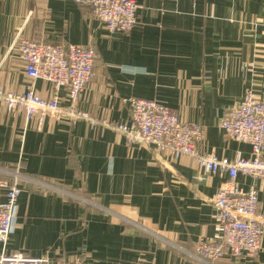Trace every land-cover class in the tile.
Segmentation results:
<instances>
[{
	"label": "crops",
	"instance_id": "obj_1",
	"mask_svg": "<svg viewBox=\"0 0 264 264\" xmlns=\"http://www.w3.org/2000/svg\"><path fill=\"white\" fill-rule=\"evenodd\" d=\"M134 1L137 24L111 35L73 0H0V89L20 93L29 85L15 50L23 39L91 47L98 59L77 108L92 121L126 123L128 99L153 100L202 127L200 152L250 158V146L230 141L219 125L247 92L264 96V0ZM34 91L42 99L53 94L43 80ZM58 98L67 109V91ZM17 165L89 203L20 185L8 253L84 264H199L182 250L220 236L213 201L228 175L196 182L193 158L159 155L82 121L40 125L0 105V167ZM235 182L258 190L261 249L255 259L224 256L215 264H264V180L239 173Z\"/></svg>",
	"mask_w": 264,
	"mask_h": 264
},
{
	"label": "built area",
	"instance_id": "obj_2",
	"mask_svg": "<svg viewBox=\"0 0 264 264\" xmlns=\"http://www.w3.org/2000/svg\"><path fill=\"white\" fill-rule=\"evenodd\" d=\"M73 1L89 8L111 35L130 32L137 24L139 6L134 0ZM15 50L25 65L29 85L20 93L0 89V105L7 112L22 111L26 121L36 118L40 125L45 118L82 121L109 129L124 136L130 143L152 147L159 155L166 154L175 160L193 158L199 169L194 180L199 183L207 177L226 173L228 179L221 183L213 201L220 236L215 240L200 239L193 252L181 250L199 264H215L224 256L235 260L258 257L263 228L258 219V190L252 185L244 191L235 180L239 173L264 180V96L258 99L247 92L241 103L230 110L219 125L230 141L250 146V158L237 155L233 160L218 159L199 151L197 146L203 139V129L199 124L184 123L168 107L153 100L128 99L130 117L121 124L92 121L79 110L78 101L94 75V63L98 59L91 47L23 39L17 43ZM37 80L52 86L53 94L49 99H42L35 93ZM63 89L67 91L69 100L67 109L59 106L58 93ZM20 185H36L89 203L84 198L24 174L19 165L12 169L0 167V264H84V259L80 257L60 262L46 256L7 252V243L17 217ZM153 236L158 237L156 234Z\"/></svg>",
	"mask_w": 264,
	"mask_h": 264
},
{
	"label": "trees",
	"instance_id": "obj_3",
	"mask_svg": "<svg viewBox=\"0 0 264 264\" xmlns=\"http://www.w3.org/2000/svg\"><path fill=\"white\" fill-rule=\"evenodd\" d=\"M40 179V178H39ZM41 180H43V181H45V180H47V179H44V178H42ZM48 181V180H47ZM47 181H45V182H47ZM49 182H52V183H54V184H56V185H59L57 182H54V181H49ZM48 182V183H49ZM51 184V183H50ZM60 186V185H59ZM89 198V197H88Z\"/></svg>",
	"mask_w": 264,
	"mask_h": 264
}]
</instances>
